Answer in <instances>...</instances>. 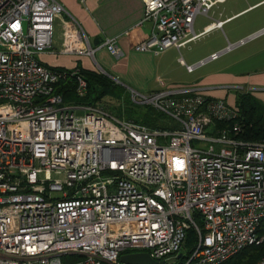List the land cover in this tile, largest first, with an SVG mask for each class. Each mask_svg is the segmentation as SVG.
Masks as SVG:
<instances>
[{
  "label": "built area",
  "instance_id": "built-area-1",
  "mask_svg": "<svg viewBox=\"0 0 264 264\" xmlns=\"http://www.w3.org/2000/svg\"><path fill=\"white\" fill-rule=\"evenodd\" d=\"M142 1L140 24L152 30L135 50L158 54L220 28V20L194 26L227 0ZM101 47L124 54L115 37ZM95 51L58 0H0V264H121L125 252L142 251L166 263L182 256L190 228L184 264H222L263 244L264 140L241 137L237 104L206 87L131 89L136 103L174 119L167 128L99 104L63 106L56 85L68 71L79 96L87 82L40 56L95 61Z\"/></svg>",
  "mask_w": 264,
  "mask_h": 264
},
{
  "label": "crops",
  "instance_id": "crops-1",
  "mask_svg": "<svg viewBox=\"0 0 264 264\" xmlns=\"http://www.w3.org/2000/svg\"><path fill=\"white\" fill-rule=\"evenodd\" d=\"M58 1L83 26L91 45L96 50V60L93 61L86 56L43 54V57L52 59V63L42 59L44 63L60 68L74 69L79 66L78 61H81L83 67L88 69L99 68V70L110 74L117 78V80L124 81L128 86H131V89L142 93H154L175 87L176 83H170L168 80L172 72L170 67L172 61L171 54L179 49L171 48L158 54L150 51L140 52L135 50V46L147 39L152 30L151 22L140 24L144 16V4L142 0ZM260 2H264V0ZM219 5L215 8L219 9ZM215 8L211 12L215 13ZM238 13L223 18V12L219 11V17L216 20L222 21L223 24L220 28L216 29H223L227 24L232 22L231 20ZM106 37L116 38L117 44L124 52L123 56L117 58L105 47H101ZM225 47L226 45L223 46V48ZM259 52L264 53V47L256 52L248 51L243 58L231 63L226 70L205 73L200 81L190 87L209 88L205 92L206 95L223 98L227 101L230 90H232L230 88L238 87V89H235L236 93L237 91L250 93L264 105V57L255 58L258 57ZM214 53L212 52L211 55ZM176 60L180 66L187 67L188 65L195 66L197 63L203 61V57L194 59L192 63L187 65L184 58L177 56ZM241 63L245 65V68L233 70L236 65H240ZM236 96L237 94L233 95L234 101L232 103H236Z\"/></svg>",
  "mask_w": 264,
  "mask_h": 264
},
{
  "label": "rangeland",
  "instance_id": "rangeland-1",
  "mask_svg": "<svg viewBox=\"0 0 264 264\" xmlns=\"http://www.w3.org/2000/svg\"><path fill=\"white\" fill-rule=\"evenodd\" d=\"M262 0H227L225 3L219 5V9H216V12H210L209 16L199 14L195 21V31L200 32L203 30L204 26L211 23L213 20H216L219 17V11L223 12V18L230 16L234 13H238L231 20L232 22L227 24L223 29H216L208 34L201 36L199 39L189 43L185 47L180 50H175L172 56V61L170 67L172 69L171 76L169 78V82L176 84L174 86H188L195 84L200 81L205 73L207 72H215L219 70H226L229 68L231 63L238 61L239 59L245 56V53L248 51L256 52L264 47V33L250 39L249 41L229 50L226 53L221 54L214 60L208 61L206 64L195 69V72L189 73L187 71V67H182L177 63V56L184 58L186 65L192 63V60L199 59L203 57V60L209 58L212 52H221L223 49L228 48L231 45H235L236 43L249 38L250 36L264 30V2H260ZM260 2V3H258ZM233 29V30H231ZM223 48V46H225ZM262 47V48H261ZM257 54V53H256ZM264 57V53L259 52V59ZM40 59H44L49 63H52V59L49 57L40 56ZM79 66H82L81 61H78ZM198 64V63H197ZM245 68V65L241 63L240 65H236L233 70H240ZM99 72L105 73L104 71L99 70ZM107 74V73H105ZM111 76L110 74H108ZM119 80V79H118ZM116 81V80H115ZM120 85L126 84L124 81L119 80ZM131 86H128L126 89L129 92V95L123 92L122 95L117 97L107 98L106 100H102L99 102V105L105 107L110 112H116V116L127 119L123 115H119V108L121 110L132 107L139 113H151V115L158 119L159 122L168 126L174 127L175 121L169 115L162 113L152 106L143 105L136 103L131 97ZM126 90V91H127ZM236 94V90H230V94L228 95V101L233 102V95ZM74 104L72 101H64L62 105ZM161 144H164V141L160 139ZM192 145L194 147H202L207 149L209 144L201 142L193 141ZM202 145V146H201ZM57 195V193H55ZM191 247H185L182 251L183 254H187ZM179 262V259L171 258L166 262L167 264H176ZM165 263V264H166Z\"/></svg>",
  "mask_w": 264,
  "mask_h": 264
},
{
  "label": "trees",
  "instance_id": "trees-1",
  "mask_svg": "<svg viewBox=\"0 0 264 264\" xmlns=\"http://www.w3.org/2000/svg\"><path fill=\"white\" fill-rule=\"evenodd\" d=\"M52 68L66 70V68H60L57 66H52ZM76 69L78 70L79 75H81L87 82V92L84 96H79L77 94L74 80L75 76L72 75V70H69L67 77L61 79L56 85V92L63 95L64 101H72L76 104L97 105L102 100L120 96L123 94V92L129 95L126 87L124 85L118 84L108 74L99 72L97 69H88L82 66H77ZM236 94V104L240 109V122L244 131L241 137L255 141L264 140V105L250 93L237 91ZM114 113L117 114L116 112ZM118 114L123 115L125 118H127V120H133L151 128L168 127L159 122L157 118L151 115V113H139L132 107H127L123 110L119 108ZM259 233L264 234V219L259 228ZM195 240V231L192 228L188 229L183 249L185 247H191L192 249L194 247ZM191 249L188 251V253L191 251ZM187 254H182V256L179 258V262L176 264H184ZM263 256L264 243L261 245L247 247L222 264H255Z\"/></svg>",
  "mask_w": 264,
  "mask_h": 264
},
{
  "label": "water",
  "instance_id": "water-1",
  "mask_svg": "<svg viewBox=\"0 0 264 264\" xmlns=\"http://www.w3.org/2000/svg\"><path fill=\"white\" fill-rule=\"evenodd\" d=\"M262 33H264V30L250 36L249 38H247L245 40H242V41L236 43L235 45H231L228 48H225L221 52H218L217 55L220 56L221 54L228 52L229 50L249 41L250 39H252V38H254V37H256ZM209 60H210L209 58L207 60H205V63H207ZM110 77H112L114 80H116V82L121 83L119 80H117V78H115L113 76H110ZM179 257H181V255ZM120 263L121 264H165V262L162 260L153 259L148 252H144V251H142V252H129V253L122 254L120 256Z\"/></svg>",
  "mask_w": 264,
  "mask_h": 264
}]
</instances>
